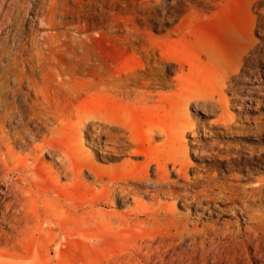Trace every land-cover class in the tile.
I'll use <instances>...</instances> for the list:
<instances>
[{
    "label": "rangeland",
    "instance_id": "obj_1",
    "mask_svg": "<svg viewBox=\"0 0 264 264\" xmlns=\"http://www.w3.org/2000/svg\"><path fill=\"white\" fill-rule=\"evenodd\" d=\"M0 19V264H264V0H0ZM27 127L37 159L11 143ZM158 164L177 199L153 197Z\"/></svg>",
    "mask_w": 264,
    "mask_h": 264
},
{
    "label": "bare ground",
    "instance_id": "obj_2",
    "mask_svg": "<svg viewBox=\"0 0 264 264\" xmlns=\"http://www.w3.org/2000/svg\"><path fill=\"white\" fill-rule=\"evenodd\" d=\"M1 20V19H0ZM44 23V22H43ZM118 89H120V88H118ZM126 93L127 94H129V90L127 89V91H126ZM146 95V94H145ZM224 97V96H223ZM222 97V98H223ZM217 101H219V100H217ZM223 101V100H222ZM212 103V102H211ZM218 103V102H217ZM219 104H223V102H221L220 101V103ZM224 105V104H223ZM224 108V107H223ZM25 113V112H24ZM50 115V114H49ZM33 117H35L36 116V114H35V112H34V114L32 115ZM31 116V117H32ZM39 118V117H38ZM34 120V119H33ZM50 122V121H49ZM78 123H79V121H77ZM30 123V122H29ZM75 123V122H74ZM73 122H72V125H75ZM106 123V122H105ZM76 125H77V123H76ZM75 125V126H76ZM26 130H24V132H21V134L19 133L18 134V132H17V136H15V138L13 139V141L11 142V143H14V145H15V143L17 144V142H20L21 144H22V146H23V148L25 149V148H27V149H29V150H32L33 151V153H34V156L36 157V159L40 156L39 155V153H38V151L39 150H41V147L40 146H31L30 144H29V142L26 140V135H30V137H31V139L33 140L34 139V141H35V139H36V137H38V135H39V133L38 132H35V131H33V130H30V131H28V127L27 128H25ZM176 133H178V132H176ZM172 136V135H171ZM177 136V135H176ZM28 137V136H27ZM29 137V138H30ZM31 140V141H32ZM45 140V137H44V139H43V141ZM14 145H13V147H14ZM38 145H40V144H38ZM42 146V145H41ZM7 151H8V155L7 156H9L10 157V159H8L7 157V159L5 158L4 160L2 159L1 161H3L4 162V164L7 166V167H9V164H13V160H15V156H13V147H12V144H11V146H10V144H8L7 143ZM46 147V146H45ZM44 148V147H43ZM47 148V147H46ZM22 149V148H21ZM23 149V150H24ZM56 150V149H55ZM13 151V152H12ZM26 151V150H25ZM28 152V151H27ZM29 152H31V151H29ZM15 154V153H14ZM41 154V153H40ZM67 155H68V153H66ZM64 152H60V156L61 157H64V158H66V159H68L67 157V155H66ZM17 158V157H16ZM33 159V158H32ZM183 160V159H182ZM150 161V160H149ZM180 161V160H179ZM174 162V161H173ZM189 162V161H188ZM187 162V160H186V164L188 163ZM150 163V162H149ZM165 163V162H164ZM176 163V162H175ZM178 163V162H177ZM185 163V162H184ZM182 164V163H181ZM186 164H182V166H180V168H178L177 167V165L176 164H173V170H174V172L173 173H178L179 174V176H181L183 173L182 172H184V168H183V166L184 165H186ZM166 164L165 165H161V164H158L157 165V174H156V179L155 180H152L151 182L152 183H154V184H156L157 185V188H156V190L154 189V194H153V197L154 198H158V197H160V196H168V198L169 197H172V198H175V199H177L178 197H180V194H178L176 191L177 190H174V189H169V190H166L165 189V187L167 186V185H171V187H174V185L176 184V182H171L170 181V178H169V172H168V170H167V168H166ZM11 167V166H10ZM15 170V171H18L19 172V174H20V176H22V172H23V168H21V170H19L20 169V167H17V165L16 164H13V168H11L10 170ZM26 172V171H25ZM184 177V176H183ZM203 177V176H202ZM209 177H211V176H209ZM7 178V177H6ZM199 178V177H198ZM198 178H196V179H198ZM205 178V177H204ZM207 178V177H206ZM213 178V177H212ZM181 179V178H180ZM203 179V178H202ZM209 179V178H208ZM142 180H144V179H142ZM185 180V179H184ZM201 180V179H200ZM211 180V179H210ZM209 180V181H210ZM215 180V179H214ZM145 181H150V178H147ZM186 181H187V183H189V185H193V184H191L190 183V181H188V178H186ZM204 181H206V180H204ZM217 181V180H216ZM184 182V181H183ZM182 182V183H183ZM192 182V181H191ZM199 182V181H198ZM201 182V181H200ZM204 183V182H203ZM260 183V182H259ZM24 184V183H23ZM233 184V183H232ZM182 185V184H181ZM14 186V185H13ZM180 186V185H179ZM190 186V187H191ZM197 186V185H196ZM215 186V187H214ZM169 187V186H168ZM185 187H188V185L187 184H185ZM203 190H202V192H206V191H213V193H214V189L215 188H220L219 187V185H217V184H215V185H211L210 183H204L203 184ZM10 188V187H9ZM193 188V187H192ZM224 188V187H223ZM251 189V188H250ZM15 190V189H14ZM141 190V189H140ZM224 190V189H223ZM242 190H244V189H242ZM249 190V189H248ZM262 190H264V184H261L258 188H253L252 189V193H248L249 195H251L252 197H256V195L257 194H259L260 193V196H261V192H263ZM139 191V190H138ZM145 191H148L147 189L145 190ZM217 191V190H216ZM204 192V193H205ZM149 193V192H148ZM242 193V192H241ZM190 194V193H189ZM208 194V193H207ZM201 195V194H200ZM209 195V194H208ZM213 195V194H212ZM220 195V194H219ZM219 195H218V197H219ZM244 194H242V196H243ZM245 195H247V194H245ZM183 196H185V195H183ZM190 196V195H189ZM193 196V195H192ZM214 196H216V195H214ZM230 196V195H229ZM248 196V195H247ZM186 197V196H185ZM185 197H184V200H185ZM224 197V196H223ZM228 197V196H227ZM239 197V196H238ZM244 197V196H243ZM248 197H250V196H248ZM167 198V197H166ZM187 198V197H186ZM192 198V197H191ZM201 198V197H200ZM199 198V199H200ZM205 198V197H204ZM207 198V197H206ZM215 198V197H214ZM257 198H259V197H257ZM181 199H182V197H181ZM198 199V198H197ZM199 199H198V201H199ZM231 199V198H230ZM202 200V199H201ZM208 200V199H207ZM227 200V199H226ZM251 200V199H250ZM203 201V200H202ZM161 205V204H160ZM162 205L164 206V204L162 203ZM249 209V208H248ZM162 210H164V209H162ZM171 210H172V208H171ZM173 211V210H172ZM171 211V212H172ZM155 216V215H154ZM171 216V215H170ZM155 217H157V216H155ZM169 218V217H168ZM172 218H174L173 216H172ZM252 219V218H251ZM236 233V232H235ZM53 239H52V241L54 242L55 240H58L59 238H57V237H52ZM61 240V239H60ZM1 244V243H0ZM60 245V244H59ZM10 247V246H9ZM61 251V250H60Z\"/></svg>",
    "mask_w": 264,
    "mask_h": 264
}]
</instances>
